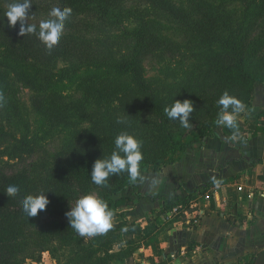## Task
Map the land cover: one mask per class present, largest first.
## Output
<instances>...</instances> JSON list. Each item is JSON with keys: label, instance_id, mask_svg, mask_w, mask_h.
Wrapping results in <instances>:
<instances>
[{"label": "trees", "instance_id": "16d2710c", "mask_svg": "<svg viewBox=\"0 0 264 264\" xmlns=\"http://www.w3.org/2000/svg\"><path fill=\"white\" fill-rule=\"evenodd\" d=\"M54 1L61 9L70 7L72 15L51 52L36 35H19V22L9 27L7 10L0 8V93L12 100L0 111V157L8 160L0 162V264H42L45 252L57 264H129L151 233L130 223L127 214L138 200L156 199L137 193L126 172L109 177L107 188L92 184L93 163L110 156L122 131L143 142L141 173L175 163L190 145L174 136V129L183 126L164 113L175 99L193 103L184 130H193L198 139L232 138V129L216 124L217 101L227 91L246 108L255 87L264 86V30L256 56L250 50L254 25L245 24L254 0H238L246 6L242 20L213 0ZM126 1L135 5L125 11ZM259 1L263 18L264 0ZM124 19L134 26L124 28ZM156 53L179 55V64L183 60L179 85L145 78L142 62ZM59 62L63 66L57 68ZM20 87L30 93L26 107L15 101ZM69 88L73 92L65 95ZM122 117L130 124H118ZM255 120L250 126L237 121V136L264 133V112ZM51 134L63 137L60 151L13 170L11 161H26ZM215 183L197 187L184 199L173 192L162 213L191 212ZM9 185L20 188L17 197L6 196ZM95 189L104 192L101 197L114 212V228L107 234L81 237L69 221L47 222L64 217L71 202ZM128 190L133 199L122 196ZM40 192H47V210L28 218L21 199Z\"/></svg>", "mask_w": 264, "mask_h": 264}, {"label": "crops", "instance_id": "0c3cea01", "mask_svg": "<svg viewBox=\"0 0 264 264\" xmlns=\"http://www.w3.org/2000/svg\"><path fill=\"white\" fill-rule=\"evenodd\" d=\"M262 112L264 89H255L237 121L255 125ZM194 141L181 149L175 163L141 173L135 181L137 193L156 200L142 198L127 214L130 223L151 233L129 264H264V133ZM214 181L209 202L199 196L191 212L165 219L162 210L173 192L184 199ZM123 197L133 199L132 191ZM198 210L204 216L195 222Z\"/></svg>", "mask_w": 264, "mask_h": 264}, {"label": "clouds", "instance_id": "9594fccd", "mask_svg": "<svg viewBox=\"0 0 264 264\" xmlns=\"http://www.w3.org/2000/svg\"><path fill=\"white\" fill-rule=\"evenodd\" d=\"M30 0H23L8 5L5 16L9 27H15L19 22V35H36L45 48L51 52L56 47L64 33L65 23L72 15V9L54 7L48 15L50 19L39 22V31L36 24H28L31 13ZM4 97L0 93V106H3ZM220 111L216 124L233 130V138L239 134L237 116L244 112L245 105L235 96L225 91L217 101ZM231 109V111H229ZM194 107L190 100L174 101L164 108V113L170 120L178 121L181 126L189 127L190 115ZM118 124H130L126 118H118ZM114 149L110 156L96 159L92 166L91 183L101 187H109V177L127 173L131 181L135 182L141 177V162L144 159L142 152L143 142L127 131L120 132L114 139ZM218 183V182H217ZM20 188L17 185H9L5 194L15 198L19 195ZM47 192L25 195L21 199L23 213L29 217H36L38 213L46 211L50 201L45 195ZM70 227L81 237H95L105 235L114 228V212L108 202L93 193H86L76 199L75 206L69 207L65 212Z\"/></svg>", "mask_w": 264, "mask_h": 264}, {"label": "rangeland", "instance_id": "374dc122", "mask_svg": "<svg viewBox=\"0 0 264 264\" xmlns=\"http://www.w3.org/2000/svg\"><path fill=\"white\" fill-rule=\"evenodd\" d=\"M213 1H215L216 4H218L219 2L221 3L224 2L222 3V8L228 11H234L235 16L242 20L246 6L243 5L240 1L238 0H213ZM246 1L248 3V1L251 0H246ZM16 2L22 3L23 0H0V8L7 10L9 4ZM30 3L32 5L31 13L29 19L27 20V23L36 24L38 28H39V22L41 20L51 18L49 17L48 13L52 8L54 7L61 8L54 0H30ZM259 4H260L259 0H254L253 3L254 8H251V11L248 13V16L245 19V24L251 23L254 25V31L251 41L255 45L253 47L251 46L252 48L250 47L249 48L250 50L255 52L253 53L256 56H258V50H260V48H258L257 45L259 43V37L261 36V33L264 30V17L263 18L260 17V9H257V6ZM134 5L135 2L126 1L122 9L126 11L132 8ZM110 20L112 22L114 19L110 18ZM122 26L124 28H131L134 26V23L132 19L129 20L124 19ZM179 40L180 38H178V41ZM260 55H264V48L260 52ZM182 64H183V60L179 64V55H175L171 53H163V54L156 53L153 55H149L142 62L145 78H147L148 80L157 79L166 83L167 85H173V84L179 85V78L182 77L181 74L183 72V68L181 67ZM61 66H63V63L59 62L56 67L60 68ZM72 88L66 90L65 95L71 94L73 92L70 91ZM255 88L263 90L264 86H257ZM29 97H30V93L26 89L20 87L17 89L16 92V98L18 100L15 101H19L21 104H23L26 107L29 105V101H30ZM10 101L12 100H4L3 103ZM20 106L22 107V105ZM1 110H2V106H0V111ZM173 132H174V136L184 143L193 144L195 142L194 141L195 138H197V135L193 130H184L183 127L175 128ZM62 138L57 134H53L51 137H48L46 140L42 141L41 142L42 147L38 148L35 153L30 155L28 159H26V161L22 163L11 161V164H14L12 165L13 170L19 171L21 169H24L25 166L32 165L33 163L40 161L43 158H47L49 156L55 155V153L61 150ZM1 161L7 162L8 160L6 158L3 159L0 157V162ZM103 193L104 192L102 190L95 189L93 194L101 197ZM122 196H124V194ZM75 202L76 201L71 202L70 207H74ZM66 221H68V218L66 216L62 218H54L47 220V222H55V223L66 222ZM41 262L42 264H57L56 260L53 259L48 252L42 254Z\"/></svg>", "mask_w": 264, "mask_h": 264}, {"label": "built area", "instance_id": "2783aa9c", "mask_svg": "<svg viewBox=\"0 0 264 264\" xmlns=\"http://www.w3.org/2000/svg\"><path fill=\"white\" fill-rule=\"evenodd\" d=\"M237 191H238V192H241L242 189L239 187V188H237ZM211 196H212V194H211L210 192H207V193H205L204 195H202L201 198H202V200H203L205 203H207V202L210 201ZM252 196H253V195L250 194V195H249V198H251ZM196 213H197V217H196L194 220H196L195 222H198V220L201 219V218L204 216V213H203V211H200V212H199V210H198ZM179 216H180V212L178 211V209L173 208V209H171V210H169V211L167 212V214H166V216H165V219H166L167 221H171V220H174L175 218H178ZM194 220H193V221H194Z\"/></svg>", "mask_w": 264, "mask_h": 264}]
</instances>
